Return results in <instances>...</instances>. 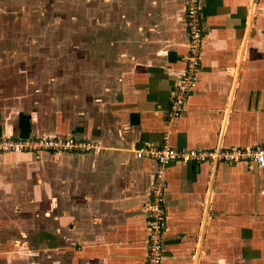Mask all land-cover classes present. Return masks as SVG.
Segmentation results:
<instances>
[{
  "label": "crops",
  "instance_id": "1",
  "mask_svg": "<svg viewBox=\"0 0 264 264\" xmlns=\"http://www.w3.org/2000/svg\"><path fill=\"white\" fill-rule=\"evenodd\" d=\"M129 4V47L104 92L84 73L72 95L61 84L52 96L31 90L30 45L21 49L8 26L19 19L0 6V137L100 148L0 155V264H146L155 162L136 152L264 145V0H201L202 68L175 119L166 111L185 68L184 0ZM165 178L162 264H264V166L170 163ZM31 208H43L42 221Z\"/></svg>",
  "mask_w": 264,
  "mask_h": 264
},
{
  "label": "rangeland",
  "instance_id": "2",
  "mask_svg": "<svg viewBox=\"0 0 264 264\" xmlns=\"http://www.w3.org/2000/svg\"><path fill=\"white\" fill-rule=\"evenodd\" d=\"M129 2L130 0H0V6L9 8L14 13L13 18L19 19L8 24L14 33H19L18 38L14 39L19 40L22 50L25 49L22 48L24 44L30 45L25 54L31 57V87L34 86L31 90L34 93L39 90L36 94H40L49 89L52 96L61 84H71L74 86L70 85L68 90L73 88L70 90L72 95L77 88L75 79L78 74L85 73L89 84L104 80L103 85H100L104 92L107 87L105 83L114 79L115 67L125 56L124 46L129 47L126 42V36L130 34L128 23L134 24L133 5L130 6ZM136 5L138 11L140 7L138 3ZM84 88H88L86 92L90 96L97 97L98 92L94 87L88 85ZM65 104L69 107V103ZM49 137L51 136L46 135L39 138ZM42 211L43 208H31V220L42 221ZM37 213L39 219L35 218ZM42 226L41 224L40 227ZM39 228L38 231L42 230ZM36 229L32 224V239L38 235L34 233ZM39 249L36 242H31V252L35 253Z\"/></svg>",
  "mask_w": 264,
  "mask_h": 264
},
{
  "label": "built area",
  "instance_id": "3",
  "mask_svg": "<svg viewBox=\"0 0 264 264\" xmlns=\"http://www.w3.org/2000/svg\"><path fill=\"white\" fill-rule=\"evenodd\" d=\"M187 43L185 68L175 85L168 102L166 116L178 118L186 109L189 97L197 85V75L202 68L204 25L201 0H184ZM100 148L91 141L76 138H11L0 137V155L15 154H94ZM137 158H150L155 171L149 190L147 205V262L162 264L164 232L167 224L165 194L167 180L165 166L170 163H197L208 165H233L237 163L264 166V145L255 148H214L179 150L168 144L157 148H144L136 152Z\"/></svg>",
  "mask_w": 264,
  "mask_h": 264
}]
</instances>
